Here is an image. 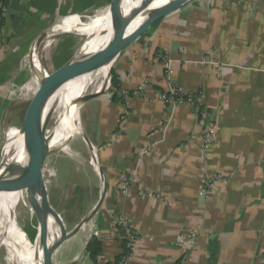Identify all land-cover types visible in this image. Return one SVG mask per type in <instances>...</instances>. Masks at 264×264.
<instances>
[{"label":"crops","instance_id":"crops-1","mask_svg":"<svg viewBox=\"0 0 264 264\" xmlns=\"http://www.w3.org/2000/svg\"><path fill=\"white\" fill-rule=\"evenodd\" d=\"M237 1L195 0L157 22L122 50L112 68L123 100H113L111 85L83 105V142L96 151L92 161L97 159L102 171L105 197L101 202L104 187L97 178L92 200L85 193V200L58 204L48 190L56 234L62 232L59 223L68 234L75 231L53 250L51 264H95L87 254L94 239L102 243L98 264H114L124 253L116 227L124 216L147 239L125 264H259L264 256V0ZM113 2L7 0L0 18V154L25 122L26 115L19 126L13 122L17 101L24 92L33 100L40 89L30 62L35 41L58 22L104 12ZM158 51L181 61L175 66L176 84L203 94L202 112L180 106L166 133L168 109L160 95L167 82ZM204 60L218 66L198 64ZM145 82L148 87L140 92ZM122 118L125 129L117 137ZM214 121L219 136L208 161L200 135ZM11 129L18 132L8 137ZM216 172L228 182L207 199L201 182ZM123 176L134 179L127 195L117 190ZM96 209L92 221L98 238L85 227L78 229ZM38 222V233L20 226L36 238ZM194 230L195 245L184 251L179 236Z\"/></svg>","mask_w":264,"mask_h":264},{"label":"bare ground","instance_id":"bare-ground-1","mask_svg":"<svg viewBox=\"0 0 264 264\" xmlns=\"http://www.w3.org/2000/svg\"><path fill=\"white\" fill-rule=\"evenodd\" d=\"M169 1L153 0V2L145 6V0H125L122 7V15L114 24L111 21L110 8L93 16L81 17L82 22L79 18L72 17L64 19L56 26L51 37L73 32L86 33V37L89 40L82 44L79 51L91 56L81 67L77 77L58 91L49 101L46 112H51L52 118L55 120V126L39 139L34 151L35 157L42 156L49 150H62L73 156V152L68 145L79 131V122L81 124L80 112L83 107L81 101L91 84L92 68L105 55L104 53H99V51L110 41L114 30L125 26L122 20L132 21L125 28V32L130 35L145 22L150 10H154ZM83 20H86L85 23ZM49 39L45 43L47 46L53 42V39ZM35 67L36 69L33 68L35 71L34 81L40 87L39 65L36 64ZM107 75L109 76V71ZM107 80L108 77L104 80L105 82L103 83L105 84L101 86L100 90L106 89ZM18 133L8 138L10 143L6 150L8 155L7 165L13 162L23 165L27 163L25 148L29 140V133L24 136H19ZM25 177L33 178L39 186L44 188L42 178L34 168L33 162L25 165L11 179L0 185V248L5 247L7 249L9 260L15 264H48V253L55 241L49 242L48 240L49 234L51 235L55 232L53 224H48L42 239L40 237L37 244L31 245L16 222L15 202H18L23 196L21 183Z\"/></svg>","mask_w":264,"mask_h":264},{"label":"rangeland","instance_id":"rangeland-1","mask_svg":"<svg viewBox=\"0 0 264 264\" xmlns=\"http://www.w3.org/2000/svg\"><path fill=\"white\" fill-rule=\"evenodd\" d=\"M93 15L94 14L88 15L87 17ZM85 21L86 20H83L84 23ZM50 39H53L52 44H50L49 46L44 44L40 50V60L48 75L53 79H56L59 77L62 70L67 67L68 64L74 59L80 47L88 38L86 37V33L84 32H73L51 37ZM113 60V58L108 57V59H106L103 64L96 66L94 70L92 68L91 84L87 88L83 98L87 97L88 95L95 94L96 92H98V90H100L101 86L105 84L103 82H105L104 80H106L108 77L107 73L108 71L110 73V70L112 71V67L114 66ZM26 94L27 93L24 92L22 99L17 101L16 110L14 114L11 115L12 119L14 120L13 122H16L15 124H17L16 126L20 125L19 122H21L27 112H29V106L32 103V95L30 94L31 96L27 97ZM54 123L55 120L51 118L48 122L45 133L50 131L55 126ZM16 132H18L16 129H11L8 133V137ZM82 136L83 132L81 129V124L79 122V131L74 135L68 145L73 152V156H70L64 151L59 150L53 152L50 157L46 159V162L42 163L41 160H38L36 162V165L38 167H43L44 183L49 190L50 196L52 197V199H56L58 204H68L69 202L77 200L78 198H80V200L81 198L85 200V196H83L85 195V193L88 197L86 199L92 200V194L95 190L94 187H96L94 186L95 178H97L96 183L98 182V184L100 185L101 182L103 184V179H101L99 177V174L96 173L99 169L97 159L92 161L93 151L91 150V148L89 149V147L83 142ZM1 143H3V138L2 141H0V147ZM56 148L58 147L56 146ZM33 164L34 168L36 169L35 162H33ZM38 173L42 178V174L40 172ZM28 180L29 179H25L23 181L24 190L22 198L19 199L18 202H15V218L19 228L26 236L28 242L31 245H35L38 243L41 237V225L40 233L36 238L35 235L28 236L22 229V227H26V230H33L35 233H38L39 229V217L35 212L33 213L31 211V207L29 204L30 201H28L29 193L28 187H26V185L28 184ZM81 188L84 190V193H82V195L79 194ZM63 208L64 206L61 209ZM48 223H54V225L59 228L57 222L49 221ZM58 237L59 234H56V232H54L51 235L49 234L48 240L49 242L53 240L57 241ZM8 256L9 255L7 249L5 247H1L0 264H15L9 260Z\"/></svg>","mask_w":264,"mask_h":264},{"label":"water","instance_id":"water-1","mask_svg":"<svg viewBox=\"0 0 264 264\" xmlns=\"http://www.w3.org/2000/svg\"><path fill=\"white\" fill-rule=\"evenodd\" d=\"M124 1L125 0H114L112 5L110 6L111 7L110 16H111L112 24H114L122 15V7H123ZM194 1L195 0H170L166 4L160 7H157L154 10H150L149 14L147 15L148 18L145 20V22L134 33L130 35H128L125 32V28L129 26L132 21L122 20L123 21L122 23H124L125 26L114 30L110 41L99 51V53H104L105 55L103 56L102 60L93 67V70L96 66L103 64L105 60L108 59V57L113 58L114 59L113 62L115 64L116 60L118 59V57L120 56L124 48L138 41L149 30H151V28L157 22L168 17L169 15L179 10L180 8L187 6L188 4H191ZM151 2H153V0H145L144 4L146 6V5H149ZM77 18H79V20L82 22L80 16H77ZM59 23L61 22H58L52 28L45 31L42 35L39 36V38L35 41L31 54H30V62H31L32 68L36 69L35 67L36 64L39 65L40 89L36 97L32 100V103L29 106V112H27L26 117H25L23 128L18 133L19 136H24L25 134L29 133V140L25 148L26 155H27L26 156L27 163L25 165H27L30 162H35V165H36V162L38 160H41V162L44 163L46 162V159H48L50 155L53 152H55V151L49 150L46 153H44V155L37 156V157H35V152H34L39 139L41 138V136L45 134L47 124L52 118L51 112L49 111L46 112L49 101L58 91H60L63 87H65V85H67L68 83H70L77 77L81 67L86 63L87 59L91 56L85 53L83 54L82 51H78L74 59L68 64L67 67H65L62 70L58 78L53 79L52 77L48 75L47 71L45 70L40 60V50L42 46L45 44V42L47 41V39H49L52 36L56 26ZM86 41H88V39ZM108 78L109 80H111V70H110ZM107 90H108V85L105 90H101L96 93L103 94ZM94 95L95 94H91L83 98L81 101V105L83 106L89 99L93 98ZM9 143L10 141L7 139V141L5 142L2 148L1 154H0V185H2L3 183L11 179L18 171H20L25 166L21 163H15V162H13L10 165H7L8 155H7L6 150H7ZM87 143L89 144L91 150L94 153H96V151L91 146L89 141H87ZM36 169L38 172H40L43 175V167L41 166L38 167L36 165ZM97 172L100 178L103 179L104 192L101 198V202H102L105 197V180H104V177H103V174L100 168L98 169ZM43 177L44 176H42V184L44 188L39 186L34 181V179L31 177H25L23 179V181L25 179H29L26 187H28L29 197L31 196V201H32L34 210H36V213L40 220L41 239L43 237L44 230L46 229V227L49 224L48 222L50 221V218H49L50 211L53 214V216L56 217L57 219V215L52 210H50V206L48 204V188L46 187L44 183ZM23 181L21 183L22 190H24ZM36 196L39 198V204L35 202ZM101 202H100V205H101ZM97 209L94 210V212L88 218H86L85 220L81 222L78 229L84 228L85 225L92 220L94 214L97 212ZM59 224L61 226L62 232L58 240L55 241L54 244L50 248V251L48 253V264H51V254L53 250L63 240H65L69 235H72L75 233L74 231L68 234L64 226L61 223Z\"/></svg>","mask_w":264,"mask_h":264},{"label":"built area","instance_id":"built-area-1","mask_svg":"<svg viewBox=\"0 0 264 264\" xmlns=\"http://www.w3.org/2000/svg\"><path fill=\"white\" fill-rule=\"evenodd\" d=\"M229 3L238 2L237 0H227ZM157 60L162 63L164 70H165V78L167 82V89L166 91L160 95V99L165 104V106L168 109V120L165 123V126L163 128V132L166 133L170 126L175 121V110L179 108L180 106L187 105L190 106L197 115L201 113L202 108V99L203 94H192L190 92H187L185 88L181 85H178L174 81L175 76V66L176 64H181L180 60H175L172 57H170L168 54L158 51L156 53ZM198 64H212L218 66L217 63L210 62L208 60H204L199 62ZM108 87H111V80H108ZM148 87L147 82L143 84L142 87H140V92L143 90V88ZM101 91V90H98ZM126 120L124 118L121 119L119 126L117 128V131L115 135L117 137H120L125 129ZM219 125L217 122H210L203 126L201 131V149H202V155L203 158L206 160H210L211 157V149L213 145L217 142L218 136H219ZM149 148H145V151H148ZM228 182L227 176H225L222 173H208L206 177L201 182V192L202 194L207 198H212L215 193L220 190L221 186L226 184ZM134 184L133 177L129 176H123L117 185V190L122 195H127L131 192L132 186ZM116 227L119 232L120 237L124 240L126 243V247L128 250V254L125 257L124 263L127 261L133 259V257L136 255L138 246L140 243H142L144 240H147L144 238L134 227L133 221L128 216H124L116 221ZM85 228H87L91 233H93L94 237L98 238L100 236V231L98 230V227L96 224L91 220L89 223L85 225ZM198 232L196 230L191 231L189 233H183L179 236V243L180 246L183 248L184 251L186 249H192L195 245V242L197 240ZM151 240V239H148ZM187 260L186 256H184V259L182 261ZM259 264H264V256L260 259Z\"/></svg>","mask_w":264,"mask_h":264},{"label":"trees","instance_id":"trees-1","mask_svg":"<svg viewBox=\"0 0 264 264\" xmlns=\"http://www.w3.org/2000/svg\"><path fill=\"white\" fill-rule=\"evenodd\" d=\"M7 0H0V18L2 17L3 9L5 7V3ZM111 85H112V92H113V100L114 101H121L123 100L122 96L119 94V90L121 88L120 86V80L118 76L114 73V70L111 72ZM202 112V108H201ZM87 254L88 256L93 260L95 264H98V257L102 254V243L98 239H94L87 247ZM128 254V250L126 247V243H124V253L122 256L116 259L114 264H125L124 260L126 255ZM181 261H179L176 264H180Z\"/></svg>","mask_w":264,"mask_h":264}]
</instances>
